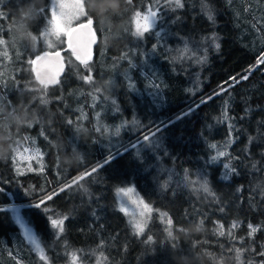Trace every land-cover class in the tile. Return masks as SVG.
<instances>
[{
    "label": "trees",
    "instance_id": "1",
    "mask_svg": "<svg viewBox=\"0 0 264 264\" xmlns=\"http://www.w3.org/2000/svg\"><path fill=\"white\" fill-rule=\"evenodd\" d=\"M149 4L84 0L97 35L91 71L66 50L64 74L45 88L29 61L43 52H33L32 44L45 25L49 0L0 2L8 14L0 21V264H46L27 249L3 208L7 203L23 205L20 216L36 232L48 264H71V253L77 264H264V65L247 72L264 52V0H181L179 8L170 3L160 8L164 24L137 38L132 16ZM156 30H163L159 43ZM181 42L203 46L195 65L174 59L171 48ZM86 75L92 82H85ZM239 75L248 79L234 87L224 83ZM118 88L132 99L128 114L116 95L110 105L100 102V92ZM189 108L191 115L159 134L157 147H141L140 158L130 150L102 166L115 146L133 144ZM113 110L118 112L107 119ZM133 121L143 125L132 127ZM99 125L119 128V135L104 140ZM23 143L41 151L44 162L18 175L13 150ZM218 151L225 156L206 163ZM226 163L231 170L224 180ZM93 168L98 171L90 177L34 207ZM205 181L209 192L201 187ZM130 184L173 221L168 229L153 217L141 235L130 230L115 199V191ZM49 216L68 217L59 238ZM232 222L238 224L218 235L217 224Z\"/></svg>",
    "mask_w": 264,
    "mask_h": 264
},
{
    "label": "snow or ice",
    "instance_id": "2",
    "mask_svg": "<svg viewBox=\"0 0 264 264\" xmlns=\"http://www.w3.org/2000/svg\"><path fill=\"white\" fill-rule=\"evenodd\" d=\"M2 2V0H0ZM129 4L132 3V0H127ZM172 0H154V5L150 4L146 11L137 10L133 16V24L135 27V31L133 35L137 38L145 37V34L152 32L154 29L157 28V24L160 25L164 24V18L160 14V8L167 7ZM175 7L179 8L182 7L181 0H174ZM83 6L82 0H53L51 6V19L48 21L49 28H46L45 31L41 34V38L45 40L46 46L49 51H44L41 55H37L35 59L30 60L29 64L32 65V71L35 73L38 80L41 81L42 86L47 88L49 84H56L59 83V77L61 72L64 71V57L61 55V51L56 50V43L51 39V37H55V40L64 43L63 37H66L67 42V50L72 53L77 61L81 65H84L86 69L91 71L89 61L91 59V51L90 45L93 42L92 37H94V33L92 31V24L93 20L89 18L87 23H81L79 25L74 26L73 22L80 20L81 17L86 16L87 13L81 12V7ZM40 11H44L41 9ZM8 14L0 11V21L7 20ZM209 19H213L212 15H209ZM175 23V21H173ZM0 31H2V24H0ZM154 35L158 38V43L160 40H163V36L161 35L160 30L154 31ZM87 37V43L84 42V37ZM37 39V37H36ZM214 39V38H213ZM215 48L218 50L220 45L216 43ZM157 45H153V51L156 50ZM5 57H7V52L4 53ZM264 65V54H261L257 57L256 63L247 69L248 73H251L253 70L258 69L260 66ZM47 69L50 72L46 78L41 76V70ZM85 82H92L93 77L91 75H86L83 77ZM248 79V75H239L230 77L229 80L232 82L231 84L228 81L224 83L228 85V87H234L236 84L240 83L241 80ZM134 89V85H130ZM227 91V88L221 87V92ZM221 93H215V95H219ZM208 99H212L210 96ZM46 102V101H45ZM207 100L202 101V103H206ZM198 107V106H197ZM194 109L189 108V110L176 118V120H170L167 122H161L159 125H156L154 130L147 131L143 136L142 140L144 144L141 145L140 141L138 140L137 143L131 145H117L115 146V151L110 150L109 155L105 158L104 164L102 166L111 165L112 163L116 162L119 158L123 155L127 154L130 150H135L136 157H141L140 148L141 147H149L155 148L158 146L159 141V134L166 130L167 128L173 126L179 120L184 119L186 116L192 114ZM133 124L138 123L133 121ZM99 130V129H98ZM120 129H116V134L119 135ZM213 149H216V145H211ZM29 149L25 148L24 152H28ZM225 156V152L218 151L216 155L210 157V159L206 163H216L219 161L221 157ZM23 158V157H21ZM14 165H15V157L13 158ZM224 169L226 170L222 176V179L227 180L228 171L230 169L229 164H224ZM15 171L18 175H22L23 173L20 172L19 168H15ZM97 168L91 169L90 172L82 173L77 178H74L71 184L65 186V188H61L59 191H53L51 194L47 195L46 199H41L38 203L34 205L36 208H41L42 205L46 204V201L53 200L54 197L58 196L60 192L66 190V188H71L72 185L78 184L80 181H83L86 177H90L93 173L97 172ZM234 171V170H233ZM187 179V177H186ZM2 182V181H0ZM203 191L209 192L210 189L207 186V181L201 185ZM4 189L0 188V192H3ZM87 191V189H85ZM117 193L127 197L128 200L132 205H134L138 209V216L137 212H131L127 207L123 204L119 208V211L124 215H131L132 219L129 221L134 233L136 235H141L144 233L145 228L147 226L148 216L152 213L153 209L151 206L146 203L142 198L138 196L133 198L135 195V188L134 187H120L117 189ZM45 211H48L45 208ZM19 218V217H18ZM68 217L63 218H52L49 216L51 228L56 230L55 236L57 238L60 237L62 233L65 232V221ZM22 227L24 228L23 236L27 239V241L34 246V249L37 251L40 260L45 261L48 264V258L44 251V248L41 246L40 241L37 239L36 235L33 234L30 227L24 224L23 220L20 221ZM173 221L171 219L167 220L168 225H172ZM252 233L256 232L257 229L251 227ZM220 235H224V232L221 231ZM168 236H172V231L168 230ZM148 240L151 241L152 237L149 236ZM11 254V253H10ZM264 255V252L260 253ZM79 257L76 253L70 254L71 264H77Z\"/></svg>",
    "mask_w": 264,
    "mask_h": 264
},
{
    "label": "rangeland",
    "instance_id": "3",
    "mask_svg": "<svg viewBox=\"0 0 264 264\" xmlns=\"http://www.w3.org/2000/svg\"><path fill=\"white\" fill-rule=\"evenodd\" d=\"M151 2L154 5V0H151ZM52 3H53V0H49V12H48L47 19L45 21V25H44L43 29L40 31V34L37 36V39H36V37L34 38V41H33V44H32V51L35 52V53L39 49L43 50V52L44 51H49V49L46 46L45 40L41 38V34L45 31L46 28L50 27L49 24H48V21L51 19V6H52ZM82 3H83V6L81 7V12H85L84 0H82ZM172 3H174V0H172ZM148 6L143 8V11H146L148 9ZM133 16H132V20H133ZM88 19L89 18L86 15V16L81 17L80 20L74 21L73 24L75 25V24L80 23V22H85ZM172 22H173V20H172ZM134 31H135V27H134V24H133V26H132V34H133ZM160 31L162 33L163 30H160ZM164 34L170 35L175 40H179V38L175 37V35L173 34L172 31H170V33H169L168 29H164ZM153 35H154V32H153ZM51 39L56 43V50L61 51V53H63L64 51L67 50L68 46H67V42H66V37L62 38L64 40V43H60V42L56 41L55 37H51ZM105 44H106V42H104V41H103V46L101 44L100 56L103 55L102 52H103ZM186 45H189V46H186ZM202 47L203 46L200 43H198V42H193L191 44L186 43V42H181L180 45H176L175 47H172L171 48V52L174 54V56H175L174 59L175 60L178 59L179 61H184L187 64H194L195 65L197 51L201 50ZM262 54H264V52ZM72 57L75 59V57L73 55H72ZM31 69H32V65H31ZM124 79L127 80V77H125ZM150 80H152V79H150ZM149 82H152V81H149ZM194 87L195 86H192V88L190 89L191 92L193 91ZM100 93H101L99 95L100 102H102L104 105H106V106L110 105L111 104L110 96L111 95H116L120 105H122V107L124 109V113L125 114L129 113L128 106L132 105V99H131V97H129L127 95L126 90L125 91H120V89L118 88V91L116 90L114 92H104V93L100 92ZM141 106H143V105H141ZM117 112L118 111H115V110L107 111V114H105V115H106L107 119H113L111 117ZM149 118L150 117H148V119ZM140 125H143V123L141 121H140ZM139 126H137L136 124L132 125V127H139ZM98 129L100 130L99 133H100L101 136H103L104 134L106 135V138L104 140L109 139V138H116L117 137L115 129H109L105 125H102V126L99 125ZM138 139H139L140 143L144 144V141L142 139H140V138H138ZM137 141L138 140L136 139V141L133 142V144L137 143ZM25 148H28L29 151L28 152H24ZM13 152H14V157H15V160H16L17 167L19 168L20 171H37L40 168H42V165H43V162H44V154L41 151H39L38 149L32 148V147H30V146H28V145L23 143V144H18L17 146H15ZM21 157H23V158H21ZM80 175H78V176H80ZM78 176H76L75 178H77ZM72 180H73V178H71L70 180L65 182L64 185H62L60 187L63 188V186H65L66 184H68ZM126 187H133V185L130 184V185H127ZM137 196L139 198H142V196L135 189V195L133 196V198H136ZM115 199H116V208L118 210L121 207V205L123 204L125 207H127L129 209L130 213L131 212H137V218L139 219L138 209L134 205H132L130 203V201L128 200L127 197H124L123 195L118 194L117 190L115 191ZM19 204H21V203H18V204H15V205H13L12 203H7V204H5V206H3V208L7 209L9 211L10 215L13 217L14 222L16 221L15 223L18 226L20 235H21L23 241L25 243H27V249L30 250L32 253H34L38 257V259L40 260L37 251L34 249V246H32L27 241V239L23 236L24 228L22 227L21 222H20L22 220V218L20 216V209L22 208L23 205H19ZM23 204H25L26 206L33 205L32 203H23ZM151 208L153 209V211L148 216L147 226H148L150 220L153 217H155V218H157L159 223H161L162 226H165L168 229V224H167L168 217L163 212L154 210V208L152 206H151ZM123 216L125 217L130 230L134 233V231L132 229V226H131V224L129 222L132 219V216L131 215H124V214H123ZM24 224L27 225L25 222H24ZM237 224H238L237 222H232L227 227H225V226H223L221 224H217L216 225V232L218 233V235H220L221 231H223L224 233L227 232V231H231ZM27 226L30 227L29 225H27ZM147 226H146V228H147ZM30 228H31L33 234H35L36 237H37V234L34 231V229L32 227H30ZM37 239H38V237H37ZM40 261H42V260H40ZM18 262H19V264H22L21 261H18ZM42 262L46 263L45 261H42Z\"/></svg>",
    "mask_w": 264,
    "mask_h": 264
},
{
    "label": "water",
    "instance_id": "4",
    "mask_svg": "<svg viewBox=\"0 0 264 264\" xmlns=\"http://www.w3.org/2000/svg\"><path fill=\"white\" fill-rule=\"evenodd\" d=\"M81 23H87V21L77 23V24H75L74 26L79 25V24H81ZM92 31H93V33H94V37H92L93 42H92L91 45H90V51H91V59H90V61H91L92 58H93L94 50H95V46H96V44H97V35H96V32H95V30H94L93 25H92ZM66 39H67V38H66ZM84 42L87 43V37H86V36L84 37ZM42 53H43V52L39 53L38 55H41ZM61 55H62V53H61ZM62 56H63V55H62ZM35 58H36V57H35ZM35 58H34V59H35ZM78 62H79V61H78ZM64 71H65V62H64ZM64 71L61 72L59 79H60V78L62 77V75L64 74ZM32 73H33V75H34V77H35V80H36L38 83L42 84L41 81L37 79V77H36V75H35V73H34L33 71H32ZM48 75H50L49 70H47V69H42V70H41V76H42V77L46 78ZM49 85H53V84H49Z\"/></svg>",
    "mask_w": 264,
    "mask_h": 264
}]
</instances>
